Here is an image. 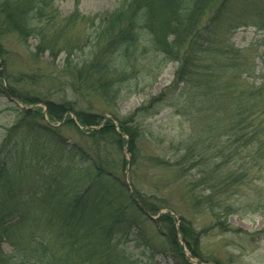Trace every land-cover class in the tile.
I'll return each instance as SVG.
<instances>
[{
  "label": "trees",
  "instance_id": "trees-1",
  "mask_svg": "<svg viewBox=\"0 0 264 264\" xmlns=\"http://www.w3.org/2000/svg\"><path fill=\"white\" fill-rule=\"evenodd\" d=\"M53 2L0 0V53L6 47L1 38L10 34L22 44L33 38L35 55L48 52L55 57L63 52L67 88H74L83 97L92 94L106 103L119 96L121 83L141 77L155 81L168 63H176L171 83L148 101L167 105L183 116L188 123L187 136L178 143L180 148L175 162L151 156L155 165L164 169L174 167L183 174L201 167L209 158L210 146L216 145L220 136L231 137L235 154L240 145L251 148L255 154L264 152V121L261 119L264 78L257 86L249 83L256 68V49L264 46V37L256 47L246 49L235 46L232 41L234 31L244 26L246 16L253 10L251 0H121L117 7L105 13L84 16L75 10L65 17L60 16ZM79 28L81 33L76 37ZM76 50L84 54L78 55ZM148 53L152 55L147 56ZM5 73L7 82L23 81V76L10 80L8 72ZM29 79L34 80L33 77ZM2 80L0 72V83ZM9 85V96L26 104L41 101ZM43 103L50 121L66 115L64 122L76 127L70 117L73 115L80 126L88 128V136L96 144L108 138L111 144L121 148L125 143L121 134H127L128 150L133 157L136 155L139 130L132 125V118L148 106L143 105L137 108L136 114L120 120L111 114L99 128H94L92 126L101 122L102 115L77 110L66 99H45ZM23 113L25 117L42 118L41 109ZM140 124L143 125L142 121ZM10 135L11 131L7 139ZM97 150L99 147L96 153ZM90 160L96 173L88 175L85 186L68 189L56 175L45 189L41 201L43 211L49 213L50 224H59V232L54 235L61 240L58 244L49 241L45 230L33 239H36L35 244L10 242L19 222L18 215L12 216L16 212L20 214V203L26 206L37 200L41 194L36 187L30 189L22 201L12 202V206H8L10 209L0 206V244L4 240L12 247L9 254L0 251V264H146L126 253L131 236L136 247L150 254L148 263L156 252H175L176 264L208 262L196 250L194 236L199 232L189 220L167 210L151 223L134 195L127 194L123 181L114 182L107 175L108 162L100 154ZM218 169L214 164L206 172L211 180H205L212 185L206 189L204 205L220 222L235 210L232 203L219 198L221 191L232 186L231 171L222 176ZM5 171L0 168V192ZM203 172L199 170L198 173L202 175ZM134 191L143 208L157 215L159 207L146 203L138 188ZM9 193L8 201L13 198ZM190 201L193 207L202 204L196 195H192ZM147 224L152 226V231L147 229ZM177 233L195 261L185 255Z\"/></svg>",
  "mask_w": 264,
  "mask_h": 264
},
{
  "label": "rangeland",
  "instance_id": "rangeland-1",
  "mask_svg": "<svg viewBox=\"0 0 264 264\" xmlns=\"http://www.w3.org/2000/svg\"><path fill=\"white\" fill-rule=\"evenodd\" d=\"M120 1L54 0L53 4L61 17L75 10L84 16H94L113 10ZM250 7L253 10L246 16L244 26L236 29L232 36L234 45L242 49L256 47L264 37V0H251ZM76 32V37H79L81 28ZM1 43L6 47L4 52L0 53V72L3 76L0 83V168L6 171L3 173L0 206L10 209L8 206H12V202L22 201L34 187L37 188V193L41 194L32 204H19L20 214L16 212L12 216L14 218L18 215L19 222L14 228L10 242L35 244L36 239H33L40 237L44 230L52 244L61 242L54 236L59 232V224H50L49 213L43 211L44 205L41 201L44 199L45 189L56 175L68 189L76 185L85 186L88 175L96 173L90 166V159L100 154L108 162L107 175L114 182L123 181L127 194H131L130 188L134 190L136 187L143 193L146 203L159 207L158 214L171 210L177 217L183 216L191 222L199 232L194 236L196 250L208 261L205 264H264V152L255 154L251 148L240 145L238 153L235 154L236 147L231 137L220 136L215 141L217 146H210L207 155L209 158L205 159L204 165L185 174L174 167L164 169L150 159L151 156H159L163 160L175 162L180 148L178 143L187 136L188 123L183 116L167 105L148 101L171 83L176 63H168L155 81L141 77L121 83L119 96L106 103L92 94L83 97L74 88H67L68 76L64 69L63 52L55 57H51L48 52L35 55L36 42L33 38L28 39L27 44H22L11 34L3 36ZM75 53L84 54L83 51L77 50ZM256 53V68L249 77V83L255 86L264 78V46L258 47ZM5 72L10 75V80H13L14 76H23V81L7 82ZM9 84L23 89L41 101L26 104L9 96ZM45 99L70 100L77 110L102 115L101 122L92 126L94 128H99L111 114L120 120L136 114L137 108L148 106L138 116H134L136 118H132V125L137 126L139 130L135 158L128 150L127 134H121L125 141L121 148L111 144L105 137L96 144L88 136V128L76 123L73 115L70 117L76 127L64 122L66 115L60 120L50 121L43 103ZM37 109H41L42 118L24 116V111L33 112ZM261 119L264 121V114ZM141 121L144 128H141ZM116 122L115 127L119 129ZM42 125L51 130L44 129ZM9 131L11 135L7 139ZM97 147L98 153L95 151ZM61 148L69 153L62 152ZM214 164L219 166L218 170L222 176L228 175L226 173L229 171L232 176L229 178L232 186L227 191H221L219 198L232 203L235 211L226 219L221 217L220 222L204 205L206 189L212 185L205 180L210 179L206 172ZM199 170L205 172L200 175ZM9 192L13 196L10 201ZM192 195L200 198L201 206H192ZM141 204L143 207V203ZM135 208L138 209L136 206ZM48 211L50 212V209ZM156 220L157 218L150 219V222L154 223ZM178 223L177 221L176 227ZM147 229L152 231V226L147 224ZM176 236L185 255H190L181 235L177 233ZM131 238L126 244V253L134 255L146 264H176L175 252H156L152 262L148 263L150 254H145L142 248L136 247L133 236ZM10 242L1 241L0 251L9 254L12 250ZM190 260L195 261L191 258Z\"/></svg>",
  "mask_w": 264,
  "mask_h": 264
},
{
  "label": "water",
  "instance_id": "water-1",
  "mask_svg": "<svg viewBox=\"0 0 264 264\" xmlns=\"http://www.w3.org/2000/svg\"><path fill=\"white\" fill-rule=\"evenodd\" d=\"M130 190H131V192L133 193L134 191H133V189L132 188H130ZM144 213H146L147 214V212L144 210ZM148 215V214H147ZM152 219H154L155 217H153V216H150Z\"/></svg>",
  "mask_w": 264,
  "mask_h": 264
}]
</instances>
